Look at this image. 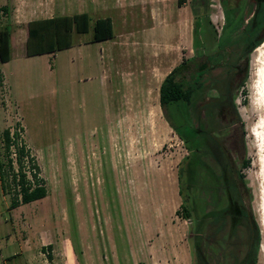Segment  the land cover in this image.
Returning a JSON list of instances; mask_svg holds the SVG:
<instances>
[{"label":"rangeland","instance_id":"1","mask_svg":"<svg viewBox=\"0 0 264 264\" xmlns=\"http://www.w3.org/2000/svg\"><path fill=\"white\" fill-rule=\"evenodd\" d=\"M200 6L217 30L216 41L226 25L225 8L233 18L225 40L234 41L225 47L217 48L211 28L204 30L210 77L221 80L229 71L240 72L234 77L238 84L245 75L244 87L234 91L239 121L215 129L206 161L225 165L224 146L232 165L244 173L260 236L256 264H264V38L256 47V36L235 40L251 21L262 24L257 37L264 34V0H0V31H10L12 55L0 64V162L6 186L0 182V264H90L92 239L106 242L114 233L116 242H123L118 231L126 221L154 220V206L170 201L171 193L159 190L160 179L139 187L138 170L146 161L158 164V171L177 183L183 160L187 174L188 150L162 115L159 86L175 65L195 55L193 21ZM81 12L88 15V30L73 29L70 47L25 54L31 20ZM103 17L111 19L113 35L94 41L93 23ZM149 91L156 115L148 108ZM217 94L208 89L198 96L189 110L193 125L199 116L213 120V128L227 123L222 106L213 101ZM5 128L18 132V145L25 144L46 189L44 197L16 207L10 206L17 187L8 158L14 170L21 165L28 171L31 161L19 160L15 146L7 156ZM243 159L248 166H241ZM191 201L187 198L188 206ZM140 202L146 205L141 214ZM227 216L216 235L222 243L217 252L209 245L216 237L212 223L199 232L187 220L193 264H221L223 255L236 264L241 221Z\"/></svg>","mask_w":264,"mask_h":264},{"label":"trees","instance_id":"2","mask_svg":"<svg viewBox=\"0 0 264 264\" xmlns=\"http://www.w3.org/2000/svg\"><path fill=\"white\" fill-rule=\"evenodd\" d=\"M198 9L199 11L197 10L194 14L193 21L192 46L195 50V55L183 59L175 65L164 76L159 86V106L162 115L188 150V154L184 156L187 174L183 173L184 162L182 160L177 176L178 193L182 201L176 213L187 220L194 221L196 230L199 232L202 231L206 224L212 223L214 236L218 235L217 232L219 231L222 219L228 218L227 215L234 216L241 221L240 236L242 237L241 255H238L236 264H256L260 236L252 210V192L245 180V175L241 169H237L232 165L231 158L224 146L222 149L225 165L219 163L210 164L206 161V156H208L207 141L209 137L217 138L216 134H214L215 129L217 131L222 128L226 129L230 126V123L234 124L239 121L238 112L234 104V91L238 87H244L245 75L239 80L238 84L235 83L234 77L240 74V72L232 73L229 71L221 80L212 79L210 76L213 67L208 62V54H205L202 49L206 46L204 42L206 40V33L204 30L206 31L207 27L213 30V37L217 48L225 47L234 41L231 39L225 40V37L228 36L225 33L226 28L232 25L233 22L232 11L229 8H225L226 25L223 28L224 31L219 36V40L216 41V37H218L217 30L212 26L207 13L204 12L206 9L202 6ZM261 25L257 21L256 23L251 21L236 36L235 40H242L243 42L256 36L252 44L254 47L258 46L264 38V34L257 37ZM237 26L238 23L233 27ZM73 29L78 32L88 30V15L86 12L77 13L72 16L57 15L31 20L28 23L25 54L51 53L70 47ZM112 35L113 27L110 18H97L94 21L92 26L94 41L104 40L112 37ZM9 41L10 31L8 29L1 30L0 61L2 62L10 59ZM208 89H215L218 92L213 97V101L217 105L222 106V117L227 122L224 126H215L213 128V120L207 122L202 116H199L197 125H193L191 122L189 115L190 108L195 106L198 96H203ZM208 120H210V117ZM214 122L216 121L214 120ZM216 125L218 124L216 123ZM2 135L4 149L8 157L11 147L15 146L18 150L19 160L24 156L28 157L31 161L28 171L24 170L23 167L21 168V165L19 169L14 170L12 166L13 160L12 158H8V166L12 171L11 177L17 187V197L11 201L10 206L16 207L21 203H29L44 197L46 189L37 176L39 167L33 163L32 156L29 157L25 144L20 143L18 145V132H11L10 128H5ZM241 164L242 167H246L249 165V160L243 159ZM3 166L4 164L0 162V182L1 187L5 189ZM27 173H31L33 182H31ZM232 196L234 199L231 200ZM189 197L192 201L188 206L187 198ZM232 204H235L234 208ZM209 206L211 207L210 209H208ZM180 209H183V212ZM213 238L214 240L209 245L213 251L217 252L222 245L221 239L219 236ZM195 253L197 258L201 260L200 250L196 248ZM229 260H231L230 256L223 255L221 264H228Z\"/></svg>","mask_w":264,"mask_h":264},{"label":"crops","instance_id":"3","mask_svg":"<svg viewBox=\"0 0 264 264\" xmlns=\"http://www.w3.org/2000/svg\"><path fill=\"white\" fill-rule=\"evenodd\" d=\"M45 17L52 16H40L34 19ZM11 59L10 54V59L4 63ZM0 64L2 65L3 62L1 61ZM0 72L2 73V69ZM145 163V168L139 166V187L143 186L144 189L148 187L151 178L160 179L159 190L171 193L170 201L164 199L154 206V220L144 219L137 225L126 221L122 230L118 231L119 235L124 236L123 242H116L114 233L106 237V242L103 239L101 241L97 236L96 239H92L90 264H193L189 222L176 213L182 201L178 193V177L175 183L167 174L158 171V164L153 165L149 162L151 164L148 165L147 161ZM145 208L146 205L140 202L139 213L141 214ZM105 227L108 228L107 225ZM111 231L115 230L111 229Z\"/></svg>","mask_w":264,"mask_h":264},{"label":"bare ground","instance_id":"4","mask_svg":"<svg viewBox=\"0 0 264 264\" xmlns=\"http://www.w3.org/2000/svg\"><path fill=\"white\" fill-rule=\"evenodd\" d=\"M261 46V45H260ZM154 88V87H153ZM154 90V89H153ZM153 92H150L149 91V100H148V108H149V111L151 113H153L154 115L157 114V110H156V105H155V99L153 98Z\"/></svg>","mask_w":264,"mask_h":264}]
</instances>
